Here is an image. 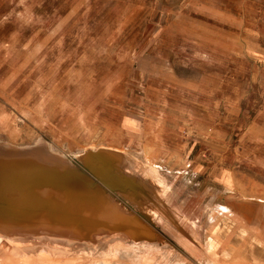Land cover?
Listing matches in <instances>:
<instances>
[{
  "label": "rangeland",
  "instance_id": "374dc122",
  "mask_svg": "<svg viewBox=\"0 0 264 264\" xmlns=\"http://www.w3.org/2000/svg\"><path fill=\"white\" fill-rule=\"evenodd\" d=\"M7 167L74 264H264V0H0Z\"/></svg>",
  "mask_w": 264,
  "mask_h": 264
},
{
  "label": "bare ground",
  "instance_id": "6f19581e",
  "mask_svg": "<svg viewBox=\"0 0 264 264\" xmlns=\"http://www.w3.org/2000/svg\"><path fill=\"white\" fill-rule=\"evenodd\" d=\"M11 168V167H10ZM10 168H4V170H2V173L0 172V174H2V176L4 178H7L8 181H11L13 179H16V178H13L12 179V176L10 174ZM19 171V170H18ZM31 171V170H30ZM14 172V171H13ZM20 172V171H19ZM17 173V172H16ZM28 173V172H27ZM36 173V172H35ZM41 173V172H40ZM15 174V172H14ZM21 174V173H20ZM25 174V173H24ZM34 174V173H33ZM13 175V173H12ZM30 175V173H29ZM6 176V177H5ZM14 176V175H13ZM17 177H19L18 175H16ZM27 176V175H26ZM37 176V175H36ZM35 176V178H36ZM29 179V178H28ZM32 180V179H31ZM23 181V180H22ZM36 181V180H35ZM12 182V181H11ZM9 182L8 184L10 185ZM24 182V181H23ZM31 182V181H30ZM14 183V182H13ZM16 183V182H15ZM14 183V184H15ZM18 183V182H17ZM32 184L33 181L31 182ZM37 183V182H36ZM40 183V182H38ZM37 183V184H38ZM42 183V182H41ZM4 184V183H3ZM6 184V183H5ZM19 184V183H18ZM17 185V184H15ZM29 186V184H27ZM26 185V186H27ZM3 186V185H2ZM27 186V188H28ZM42 186V185H41ZM7 187V186H5ZM40 187V186H39ZM3 188V187H2ZM9 188V186H8ZM24 188V187H23ZM35 188V187H34ZM24 190V189H23ZM29 189H27L28 191ZM30 190H32L30 188ZM36 190V189H35ZM22 191V190H21ZM33 191V190H32ZM32 191H29L31 192L30 194H32ZM38 191V190H37ZM18 192V191H17ZM34 192V191H33ZM36 192V191H35ZM25 193V192H24ZM2 194V193H1ZM16 194V192H15ZM19 194H20V190H19ZM28 194V193H26ZM29 194V195H30ZM36 195V193H34ZM28 195V196H29ZM18 196H21V195H18ZM33 196V195H32ZM3 197V196H2ZM2 197L0 199H2ZM25 198V197H24ZM30 198V197H29ZM35 198V197H34ZM5 199V198H4ZM33 199V198H32ZM36 199V198H35ZM34 199V200H35ZM86 199H90V198H86ZM86 199H84L86 201ZM98 200V199H95V201ZM5 201V200H3ZM38 201V199H37ZM92 201V200H91ZM95 201H92L95 202ZM40 202V201H39ZM84 202V201H83ZM96 205H97V202H95ZM1 204V203H0ZM5 204V203H4ZM3 204V208H5ZM86 204V203H85ZM2 205V204H1ZM0 205V206H1ZM7 205V204H6ZM88 205H92V204H88ZM95 205V204H94ZM93 205V207H94ZM89 206V208L91 209V207ZM98 206V205H97ZM92 207V209H93ZM99 207V206H98ZM1 209V208H0ZM96 209V208H95ZM2 210V209H1ZM3 211V210H2ZM96 211V210H95ZM6 212V211H5ZM13 213V212H11ZM46 213V212H45ZM2 215H4V213H1ZM9 214V213H8ZM11 215V214H10ZM11 220L13 221L14 219H10L9 217H6V218H1L0 217V229H2L1 233H0V238L1 237H7L9 239V241L11 242L12 244V247H13V250L10 252H5L4 253H0V264H74V262L72 263L71 259L68 258V256L64 255L65 251L62 252V251H58V246L59 245H56V241L53 239L52 236L48 237L45 233V235L47 236V238H49V242L47 245H41L39 246L40 244H37L38 242H35V238H27L25 235H20L21 233V228L20 230H17L15 227L16 224H21L19 222H15L12 224V227L13 228H8V226L10 225L11 223ZM15 221V220H14ZM57 221V220H56ZM26 223V221H25ZM34 223V222H33ZM26 225V224H25ZM111 225V224H110ZM114 225V224H113ZM19 226V227H20ZM69 227L71 226L70 224L68 225ZM78 226V225H77ZM3 227H6L5 230H3ZM81 227V225H80ZM84 227V226H83ZM8 228V229H7ZM107 228V227H106ZM36 229V228H35ZM71 229V228H70ZM15 230V231H14ZM68 230V229H67ZM72 231V230H71ZM113 231V230H112ZM50 232V231H49ZM53 232V231H52ZM72 233V232H71ZM74 233V232H73ZM72 233V234H73ZM87 233V232H86ZM42 234V233H41ZM40 234V235H41ZM68 234V233H67ZM33 235V234H32ZM50 235V234H48ZM91 235V234H90ZM29 236V235H28ZM31 236V235H30ZM36 236V235H34ZM70 236V235H69ZM72 236V235H71ZM84 236V235H83ZM38 237V236H37ZM41 237V236H40ZM60 239V238H58ZM70 239V238H69ZM42 241V240H41ZM44 241V240H43ZM70 241V240H69ZM56 242V243H55ZM68 242V241H67ZM41 243V242H40ZM69 243V242H68ZM67 243V244H68ZM46 244V242H45ZM60 244V243H59ZM63 244H66V241L65 243ZM71 244V243H70ZM65 246V245H64ZM60 247V246H59ZM60 249V248H59ZM61 250V249H60ZM62 252V253H60ZM68 253V252H67ZM70 255V254H69ZM76 263V262H75ZM79 264V263H78Z\"/></svg>",
  "mask_w": 264,
  "mask_h": 264
},
{
  "label": "crops",
  "instance_id": "0c3cea01",
  "mask_svg": "<svg viewBox=\"0 0 264 264\" xmlns=\"http://www.w3.org/2000/svg\"><path fill=\"white\" fill-rule=\"evenodd\" d=\"M135 236H141V237H144L146 239H151V237L153 238V234L151 232H147V233H144L142 228H136V232L134 234Z\"/></svg>",
  "mask_w": 264,
  "mask_h": 264
},
{
  "label": "water",
  "instance_id": "95a60500",
  "mask_svg": "<svg viewBox=\"0 0 264 264\" xmlns=\"http://www.w3.org/2000/svg\"><path fill=\"white\" fill-rule=\"evenodd\" d=\"M135 224H136V223H135ZM136 228H142V227H141V225H139V227H135V228H134V232H136ZM142 230H143L144 233L151 232L150 230H148V229H144V228H142Z\"/></svg>",
  "mask_w": 264,
  "mask_h": 264
}]
</instances>
